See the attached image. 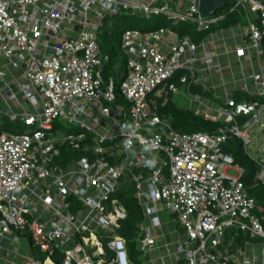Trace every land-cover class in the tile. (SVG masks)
I'll return each instance as SVG.
<instances>
[{
	"label": "built area",
	"instance_id": "1",
	"mask_svg": "<svg viewBox=\"0 0 264 264\" xmlns=\"http://www.w3.org/2000/svg\"><path fill=\"white\" fill-rule=\"evenodd\" d=\"M221 9L205 15L200 0H0V264H264V226L245 170L223 150L233 134L249 151V131L263 125L264 0H227ZM240 9L246 23L219 26ZM123 14L174 26L123 33L119 89L129 110L116 105L118 84L105 76L110 57L99 43L108 19ZM180 22L205 35L181 34ZM201 85L221 100L193 92ZM181 86L190 109L223 123L217 132L183 133L156 112L158 99ZM64 145L90 154L64 167ZM128 177L143 210L137 241L150 258L142 263L118 233ZM227 229L262 242L234 237L221 248ZM6 240L26 242L29 253L18 246L13 255Z\"/></svg>",
	"mask_w": 264,
	"mask_h": 264
},
{
	"label": "trees",
	"instance_id": "2",
	"mask_svg": "<svg viewBox=\"0 0 264 264\" xmlns=\"http://www.w3.org/2000/svg\"><path fill=\"white\" fill-rule=\"evenodd\" d=\"M240 10H237V12L234 13H230L226 17V19L222 21L221 26L229 27V23L233 24L231 26H235L238 23V18H240L241 16L244 17L242 12H245V10L242 12H240ZM155 17L160 20L158 22V27L169 25L174 27L173 25L169 24V22H167L164 17ZM114 18L116 20V23L113 24L112 22V27H110L111 30L106 29L107 32L105 31V33L104 31H101L100 34L103 36L100 46L101 50L103 48V50L105 51V55H109L110 57L108 63L105 66V76H114L116 78V76L119 75L120 72L119 70H115V64H117L116 62L121 55L126 70V58L121 51L120 46L123 33L128 29L134 28L149 30L147 29V26H145L149 19H146L139 14L132 16L123 14L114 16L113 19ZM175 28L181 30V34L183 35L189 34L192 38L195 39L199 37L196 35L194 31V25L192 24L180 22ZM123 78L124 76L122 77V80ZM192 90L193 92L202 94L207 100H210L212 102L216 101L212 98V90L206 89L202 85L195 86L194 88H192ZM118 100L119 99H117V101ZM155 110L160 116L171 118L173 128L183 133H213L217 132L218 129L223 125L221 121H214L205 114L198 115L190 108L188 109L177 105L174 101V95L172 93H170L166 97L158 99ZM240 120L244 122L245 118H242ZM88 136V141H91L92 135L88 134ZM223 150L224 152L232 155L236 163L244 168L245 172L243 173L242 178L245 183L246 190L249 195L255 199L256 207L254 211L261 218L264 226V183L257 179V174L261 169V166L258 162L259 158L252 156L251 153L246 150L243 140L233 134H231L229 136V139L223 143ZM88 154L90 153L83 150H74L70 148V146L64 145L61 147V156L58 158V161L64 167H68L73 162V160L79 159ZM129 181H131V183H134L129 179V177L123 179V185L118 193V197L128 210V217L125 221H123L122 228L119 231L120 234L127 239L131 257L135 261H139L137 236L139 234V224L143 220V210L136 197V186H128L127 184H129ZM242 240H244V236L242 235H239L236 238V242L239 244H241ZM227 243H229V240L226 234V239L222 246H225V244Z\"/></svg>",
	"mask_w": 264,
	"mask_h": 264
},
{
	"label": "rangeland",
	"instance_id": "3",
	"mask_svg": "<svg viewBox=\"0 0 264 264\" xmlns=\"http://www.w3.org/2000/svg\"><path fill=\"white\" fill-rule=\"evenodd\" d=\"M222 12H224V9L219 10L217 14H221ZM255 16H256L255 14H252V17H255ZM110 21H112L113 24L116 23L115 18L114 19L113 18L108 19V21L106 23H109ZM159 21L160 20H158L156 17L153 18V19H149L147 21V24L145 26H147V29H153V28L159 26V23H158ZM106 29L107 30H111V28L108 26V24H106L105 27H102L101 30L104 31V33H105ZM144 31H146V30H144ZM194 31H195L196 35L199 36V37H203L205 35V32H202V33L201 32H198L197 31V28L195 26H194ZM102 36L103 35H101V34L99 35V42H100V44H101ZM102 52L105 55V51L103 50V48H102ZM125 58H126V56H125ZM116 63L117 64H115V70L116 71L119 70V72H120L119 75L116 76V79L118 78L116 81L118 83L117 97L119 99L116 102V105L118 107H120V108H126L127 110H129V105L125 101V99H124V97H123V95H122V93H121V91L119 89L120 83L122 81V77L125 74V64L123 63L122 55L119 56V59L117 60ZM223 63H225V60L224 59H223ZM180 90H181V92L178 93V94H176L174 96V101L176 102L177 105H179L181 107L188 108V109L191 108V106H190V100H189V98L187 96V93L185 91V88L183 86H181V89ZM3 107L5 108L6 106L4 105ZM240 121H241V123H243L242 120H240ZM261 123H263V125H260V124L254 125L251 128V130L249 131L250 134H251L252 142L249 145L248 150H249V152L251 153L252 156L264 160V114H263V117L261 119ZM70 126L72 128H75L76 131L86 132L84 129L81 128V126L79 124H75V125L70 124ZM3 130H5V129H3ZM6 130L7 131H12V132L16 131L14 125L13 126H10V127H6ZM68 130H70L68 128V126L65 127V128L63 127V128H61V133L63 135H65V134L69 133ZM228 174L229 175H232V176H237L239 174V171L231 168V169H229ZM127 185L128 186L129 185L130 186H133L135 184L134 183H131V181H129V184H127ZM77 207H78L77 205L74 206V208L72 209L73 212L76 211ZM163 218H164L165 221L166 220L171 221L173 219V216H171L170 214H168V213L165 212V213H163ZM173 226H174V224H173ZM118 233L120 234V231H118ZM182 233H183L184 237H186L185 236V231H182ZM226 234H227V238H228L229 242L234 237L237 238L239 235L244 236V240H242V242H241L242 245H244L245 241H247V240L262 242L261 239H253V238L249 237V235H248L247 232H240L237 229H227ZM5 244L7 246H10L14 250L13 253H12L13 255H14V252L17 250L18 246H20L19 244H13L9 240H6L5 241ZM20 247H21V250L22 251H24L25 253H29L27 251V248L28 247H27L26 242H24V245H22ZM140 248H141V245H140V243H138V249H139V261H137L138 263H142V262H144V260L150 258V254L147 253L145 255L144 251H141ZM221 248H224V246H221ZM13 255H12L11 259L14 258ZM4 257H7L6 253H5ZM21 259H22L21 257H18L16 260L18 262H21ZM60 259H62L61 256H60Z\"/></svg>",
	"mask_w": 264,
	"mask_h": 264
},
{
	"label": "water",
	"instance_id": "4",
	"mask_svg": "<svg viewBox=\"0 0 264 264\" xmlns=\"http://www.w3.org/2000/svg\"><path fill=\"white\" fill-rule=\"evenodd\" d=\"M227 0H200V11L205 15H214L219 9L224 8Z\"/></svg>",
	"mask_w": 264,
	"mask_h": 264
},
{
	"label": "crops",
	"instance_id": "5",
	"mask_svg": "<svg viewBox=\"0 0 264 264\" xmlns=\"http://www.w3.org/2000/svg\"><path fill=\"white\" fill-rule=\"evenodd\" d=\"M242 11H244V9H241L240 10V12H242ZM243 13V15H244V17H240V18H238V23L237 24H244L245 22H246V20H247V15L245 14V12H242ZM222 23V22H221ZM221 23H220V25L219 26H221ZM236 24V25H237ZM231 25H233L232 23H229V25L228 26H231ZM221 27H224V26H221ZM224 65H227V62H225L224 63ZM220 77L218 76V75H214V77H213V79L214 80H218ZM217 82V81H216ZM212 92V98L213 99H215L216 101H219V100H221L220 99V97L218 96L217 97V94L215 93V91H211ZM218 93H221L220 91H218ZM244 93L243 92H241V91H239V90H236V91H234L233 93H232V96L234 97V98H236V99H238V100H240V99H243L244 98Z\"/></svg>",
	"mask_w": 264,
	"mask_h": 264
}]
</instances>
